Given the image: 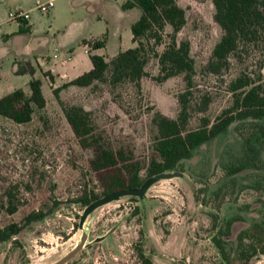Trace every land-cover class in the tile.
Wrapping results in <instances>:
<instances>
[{
    "label": "rangeland",
    "instance_id": "1",
    "mask_svg": "<svg viewBox=\"0 0 264 264\" xmlns=\"http://www.w3.org/2000/svg\"><path fill=\"white\" fill-rule=\"evenodd\" d=\"M37 1L46 0H0V97L17 88L29 94L28 83L35 78L46 101L25 124L0 116V226L21 227L0 242V264H52L83 233V248L65 264H264V118L235 120L181 161L173 170L181 176L155 182L137 201L123 196L104 204L79 225L86 207L79 198L91 194L93 201L108 193L107 176L114 169H92L93 147L80 144L52 88L67 81L63 73L71 80L90 70V54L111 58L133 47L130 29L141 11L124 9L125 0H54L44 14L35 8ZM177 3L186 17L178 39L189 41L194 61L187 129H195L206 121L212 124L231 106L241 91H232L237 78L260 74L264 80V36L241 46L224 68L210 73L206 64L222 34L211 0ZM18 10L29 12L28 25L9 19V12ZM102 38L103 47L85 43ZM56 51L73 60L62 67L53 58ZM15 62L22 68L29 63L33 75L16 74ZM145 70L140 89L129 81L106 79L59 92L64 103L90 112L103 147L122 149L138 162L143 180L150 159L157 156L152 118L156 111L175 118L177 96L186 90L182 75L154 79L159 74L155 58ZM9 194L17 206L11 214L2 207ZM33 210L46 216L24 224ZM255 224L260 227L253 229Z\"/></svg>",
    "mask_w": 264,
    "mask_h": 264
},
{
    "label": "trees",
    "instance_id": "2",
    "mask_svg": "<svg viewBox=\"0 0 264 264\" xmlns=\"http://www.w3.org/2000/svg\"><path fill=\"white\" fill-rule=\"evenodd\" d=\"M211 3L214 8L213 19L221 28L222 34L213 47L206 69L216 74L228 64L229 56L241 46L263 38L264 0H211ZM122 7L124 9L137 7L141 11L130 29L134 46L120 50L111 58L90 54L92 64L90 70L52 88L54 97L62 107L66 121L80 144L84 147H93L94 158L90 162L92 169L96 171L114 169L113 174L107 176L105 192L118 188L138 187L143 182L140 176L141 168L137 161L126 157L122 149L113 151L103 147L100 137L95 134L90 112L80 105L66 104L61 100L59 92L65 87H89L96 82L109 79L114 84L129 81L140 89L142 77L147 76L145 66L151 58L157 60L159 67V74L154 78L156 81L162 82L182 75L186 90L177 96L180 107L177 116L171 118L156 111L152 118L157 130L153 145L157 156L150 159L146 176L177 169L181 161L190 158L197 147L224 132L235 120L264 118V80L259 74L257 79L249 76L236 79L232 91L234 93L239 89L241 91L234 94L231 106L226 108L216 121L212 124L206 121L199 128L187 129V95L193 82L194 61L190 55L189 41L178 39V33L186 22L185 10L178 5L177 0H125ZM167 27L171 28L170 32L166 31ZM85 43L93 49L103 47L104 38ZM159 46H163L161 52L157 50ZM14 65L16 74L34 73V68L29 63L24 68L19 62H15ZM46 75L53 81L50 72ZM28 85L29 94L17 88L0 97L1 117L17 124H25L32 120L34 108L45 107L46 101L41 92L40 81L32 78ZM9 196L2 202V207L11 214L17 210V206L12 201V196L10 194ZM91 197L94 196L85 193L79 201L87 205ZM45 216L44 211L33 210L24 217L23 223L42 220ZM233 220V218L226 220L228 230ZM258 227L260 225L255 224L253 229ZM20 228L17 223L0 226V242L9 240ZM139 253L141 259L149 262L141 251Z\"/></svg>",
    "mask_w": 264,
    "mask_h": 264
},
{
    "label": "water",
    "instance_id": "3",
    "mask_svg": "<svg viewBox=\"0 0 264 264\" xmlns=\"http://www.w3.org/2000/svg\"><path fill=\"white\" fill-rule=\"evenodd\" d=\"M181 175L182 173L179 171L158 172L156 174L150 175L147 178H145L138 187L118 188L111 192H108L86 205V207L83 210L82 215L80 216L79 225L82 226L87 215L90 214L94 209L104 204H107L114 200H118L119 198L123 196L130 197L131 201H137L138 199L142 198L145 195L149 187L152 186L155 182L162 180V179L179 177ZM86 238H87L86 233H83L80 242L65 256H63L62 258H60L59 260H57L56 262L52 264H65L69 259H71L76 253H78L83 248Z\"/></svg>",
    "mask_w": 264,
    "mask_h": 264
},
{
    "label": "built area",
    "instance_id": "4",
    "mask_svg": "<svg viewBox=\"0 0 264 264\" xmlns=\"http://www.w3.org/2000/svg\"><path fill=\"white\" fill-rule=\"evenodd\" d=\"M53 4H54V0H46L44 2L37 1L35 4V8L39 10L41 13L45 14L53 6ZM8 17L10 20L23 22V21H28L30 15L28 11L18 10L16 12H9Z\"/></svg>",
    "mask_w": 264,
    "mask_h": 264
},
{
    "label": "crops",
    "instance_id": "5",
    "mask_svg": "<svg viewBox=\"0 0 264 264\" xmlns=\"http://www.w3.org/2000/svg\"><path fill=\"white\" fill-rule=\"evenodd\" d=\"M29 21V20H28ZM28 21H23V22H19V23H24V25H28ZM85 53H89L88 51H84ZM53 58H55V60H56V63L57 64H59V65H61L62 67H63V64L65 63H67V62H71L72 60H73V58H72V56L71 55H61L58 51H56L55 53H54V55H53ZM14 72H15V69H16V66L14 65ZM72 67L74 68V67H76V64H72ZM62 77L64 76V78H66V80L68 81V80H70V78L68 77V75L66 74V73H63L62 75H61Z\"/></svg>",
    "mask_w": 264,
    "mask_h": 264
}]
</instances>
